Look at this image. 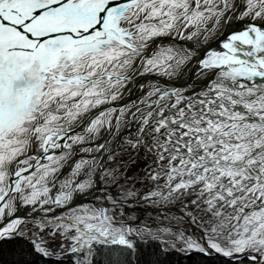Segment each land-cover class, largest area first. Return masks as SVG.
<instances>
[{"label":"snow or ice","instance_id":"snow-or-ice-1","mask_svg":"<svg viewBox=\"0 0 264 264\" xmlns=\"http://www.w3.org/2000/svg\"><path fill=\"white\" fill-rule=\"evenodd\" d=\"M0 264H264V0H0Z\"/></svg>","mask_w":264,"mask_h":264}]
</instances>
